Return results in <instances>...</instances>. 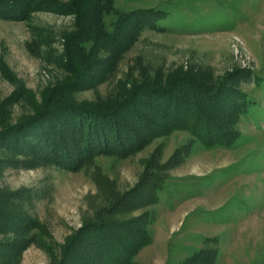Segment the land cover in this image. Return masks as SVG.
Segmentation results:
<instances>
[{"label": "rangeland", "instance_id": "1", "mask_svg": "<svg viewBox=\"0 0 264 264\" xmlns=\"http://www.w3.org/2000/svg\"><path fill=\"white\" fill-rule=\"evenodd\" d=\"M114 9L161 10L162 30L144 31L113 74L76 93V101L107 99L120 81L202 69L213 77L245 73L239 88L248 94L249 110L234 122L239 136L226 147L207 149L178 130L123 158L98 156L94 166L77 171L5 168L0 186L39 195L32 211L56 245L52 253L30 246L20 264H53L59 245L105 206L101 176L127 194L149 160L162 165L185 148L184 160L166 171L158 202L125 216L151 215V242L135 263L184 264L195 253L214 251V264H264V0H115ZM113 19L107 16V24ZM72 31L74 17L66 14L0 20V131L32 115L43 93L64 81V36Z\"/></svg>", "mask_w": 264, "mask_h": 264}, {"label": "trees", "instance_id": "2", "mask_svg": "<svg viewBox=\"0 0 264 264\" xmlns=\"http://www.w3.org/2000/svg\"><path fill=\"white\" fill-rule=\"evenodd\" d=\"M114 1L0 0L4 21H26L41 11L74 17V31L64 36V81L43 93L32 115L0 131V177L7 167L77 171L94 166L98 156L123 158L178 130L189 132L207 149L238 139L234 122L250 106L248 94L239 88L245 73L213 77L193 69L165 77L146 75L138 82L120 81L107 99L75 100L79 91L107 80L144 31L162 30L163 11L120 12ZM110 15L114 19L107 24ZM186 150L177 149L162 165L149 160L140 181L145 183L127 194H118L101 176L105 206L59 245L53 264H136L137 253L151 242V215L144 211L132 219L125 216L158 202L166 171L184 160ZM38 198L29 189L10 192L0 186V264H20L32 245L56 252L32 211ZM215 257L214 251H200L184 264H214Z\"/></svg>", "mask_w": 264, "mask_h": 264}]
</instances>
